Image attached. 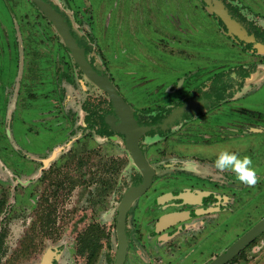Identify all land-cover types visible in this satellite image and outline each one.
Masks as SVG:
<instances>
[{
	"label": "rangeland",
	"instance_id": "rangeland-1",
	"mask_svg": "<svg viewBox=\"0 0 264 264\" xmlns=\"http://www.w3.org/2000/svg\"><path fill=\"white\" fill-rule=\"evenodd\" d=\"M220 1L224 3L225 8L226 5L229 7V4V8L236 6L234 10H237V14H244L256 27L264 30V0ZM90 2L96 20L94 33L102 46L105 59L108 58L110 64H117L120 67L118 71L121 82L117 81L121 83L123 93L128 99L133 97L142 99L144 89L156 91V84L142 83L147 74L173 81L176 76L193 69L190 79L193 84H197L201 80L196 78L202 72H208L207 76L212 75L219 70L217 68L222 67L218 65L221 61H227L230 57L238 58L234 53L235 49L229 46L227 40L217 31L215 23L207 14V9L201 7L203 6L201 1L199 3L197 0H90ZM54 3L59 7L58 14L63 20L65 16L62 11L69 15L72 11L65 9V5L69 3L75 6L73 0H54ZM9 6L11 5L8 0H0V44L4 41L5 35L10 38L14 26L17 31L19 29V25L16 24L20 23L19 16L10 18L7 13ZM23 7L26 16L29 17L30 10ZM37 19L39 22L43 21V26L48 25L42 16L37 15ZM40 26L42 27L41 24ZM48 29L50 31V24ZM42 30L38 36L39 40L46 32L44 27ZM18 39L20 41L21 38ZM2 44L4 50L0 51V96L3 95L4 84L11 85L23 72L21 65L17 67L13 53L6 50L10 43L4 41ZM35 44H31L30 41V48L34 50ZM19 55L20 59L24 60L23 68L25 60L27 63L25 81L16 85L13 92H9L10 87H7L8 94L3 96L5 103L3 112L6 117H3V113L0 115V264H26L31 258L38 259L45 248L57 244H64L66 249L68 244L73 246V249L82 250L81 245L76 243L74 246V243L68 242L72 239L75 233L73 229L76 227H80L81 236L84 234L88 249L91 242L100 246L104 259L111 253L116 243L113 231L116 206L122 193L131 184L137 167L131 160L123 137L109 140L84 135L78 136L72 143L60 145V148L64 146L65 149H58L55 157L43 165V159L51 153V146L60 143L66 137L65 129L69 127L71 121L63 117L60 104L54 103L56 100L54 91L50 90V94L47 93L49 90L45 87L51 85L50 80L44 81V77L37 71V66L31 65V62L35 63L34 59H37V56L22 47ZM111 57L114 61H110ZM254 58L260 60V57ZM247 59H250V56ZM161 62H164L165 66H162ZM105 77L107 78L106 75ZM135 83L138 86L136 91L131 86ZM257 90L253 95L241 99L239 97L233 99L231 96L233 103L230 106L264 110V80ZM96 91L98 90L95 88L94 92ZM162 98L164 97L158 95L154 98L156 101L147 104L156 105L163 100ZM77 99H80V95L76 99L71 98L66 105L72 111H77L75 123L81 120L79 119L81 104L76 101ZM51 109L63 117L61 121L64 130L63 128L50 130V126L55 124L50 123V113H53ZM212 118L215 120L216 114ZM119 127L120 130L124 129L120 124ZM240 136L241 134L233 135L232 141L226 142V145L229 143L234 145L230 153L233 158L243 151L248 156L251 155L246 158L241 155L238 159L239 163L252 160L251 165L245 162L247 167H243V164L233 160L232 167L235 169L232 172L237 171L235 176L231 175L234 180H230L225 187L216 188L219 195H226L220 207L214 212L194 216L192 229L183 231L178 239H173L187 242L189 246L201 239L188 258H196L195 264H205L212 256L221 253L264 215V142H262L264 135L258 136L260 144H257L256 157H253L251 153L253 150H249L250 147L238 143ZM237 147L241 151L237 150ZM57 148L59 147L55 149ZM65 187H76L78 193L71 196L72 198L79 196L75 199L78 208L72 218L80 219L67 228L64 224H56L59 231L50 235L51 225L48 220L52 218V213L57 212V218L63 223L67 224L70 221L63 215L69 195L59 190ZM221 207L225 209L220 210ZM105 213L106 219L103 217ZM101 214V221L98 219L100 223L96 221V217L100 218ZM199 221H203L204 225H199ZM213 225L215 227L210 231ZM168 231H172V228ZM207 234L208 236L203 238ZM164 241L169 243L158 246L156 253L151 256V261L146 258L148 264H164L166 258L175 259L174 256L178 255L177 248L173 247L175 242L170 241V238ZM20 243H23L22 247L19 246ZM95 245L93 248H96ZM227 264H264V233Z\"/></svg>",
	"mask_w": 264,
	"mask_h": 264
},
{
	"label": "flooded vegetation",
	"instance_id": "flooded-vegetation-1",
	"mask_svg": "<svg viewBox=\"0 0 264 264\" xmlns=\"http://www.w3.org/2000/svg\"><path fill=\"white\" fill-rule=\"evenodd\" d=\"M8 1L11 5L9 9L7 8L8 16L12 18L19 16L20 23H16L19 25L18 31L14 26L11 30L10 38L5 35L4 41L8 44L10 43L6 46V50L13 53V59L16 61L17 67L21 65L23 72L22 76L19 79H15L11 85L6 86L4 84L3 95L0 96V115L3 113V117H6L3 112L5 111L3 96L8 94L7 87H10L9 92H13L16 85H20L25 81L27 63L25 60L23 68L24 60L20 59L19 52L21 47L23 49L26 48L32 55L35 54L37 56V59H34L35 63L31 62V65L37 66V71H39L40 76L44 77V81L48 82L50 80L51 82V85H46L45 87L49 90L47 93L50 94V90L54 91L53 93L56 96L54 103L60 104L59 106L61 107L59 108L63 117L67 118L69 122L71 121L69 127L65 129L67 131L66 137L60 143L51 146V153L43 159L42 164L45 165V160L53 159L58 149H65L64 146L60 148V145L72 143L78 136L84 135L103 137L109 140L123 137L131 160L137 167V172L134 173L131 184L122 193L115 209L113 231L116 243L114 249H111V253H108L103 259L100 246L92 242L88 249L84 234L82 233V237L80 227H76L73 229L75 233L71 237L72 239L68 242L70 244L74 243V246L76 243L81 245L83 247L82 250L73 249V246L68 244L66 245L68 249H66L64 244H57L56 246L45 248L38 259L34 260L31 258L26 264L116 263L118 205L125 193L142 183L144 178V172L136 165L128 147L130 138L135 139L137 149L147 169L146 173L151 177V181L147 189L128 206L124 218L126 253L121 264H148L146 258L151 261V256L156 253V248L163 245V243H169L164 241L167 238L175 242L173 247L177 248L178 255L174 256L175 259L166 258L164 264H181L184 262L195 264L196 258H188H190V253L194 250V246L201 239L190 246L187 242L173 239L179 237L183 231L192 229L191 227L195 222L192 221L194 216L210 211L214 212L220 207L219 205L223 203L226 195H219L216 192V188L225 187L230 180H234L231 175L235 176L237 171L236 173L232 172L235 169L232 167V161L237 160V163H239L238 159L241 155H244L245 158L251 156H248L243 151L238 154L239 156L235 157L237 159L233 158L230 153H232L234 145L231 143L226 145V142L232 141L233 135L241 134L238 138V141H240L238 143L250 147L249 150H253V152L251 151L253 157H256L257 144H260L258 136L260 134L264 135V110L252 107L230 106L233 103V99L237 97L241 99L257 92L258 87L264 80V30L258 26L256 27L244 14H237V10H234L236 6L229 8V4V7L226 5L227 8H225L222 1L215 0L224 6L226 10L225 18L228 22L225 20L224 22L214 12H207V14L215 23L217 31L227 40V44L238 50V52L234 50L238 58L230 57L227 61H221L218 65L222 67L217 68L219 70L212 75L207 76L208 72H202L196 78V80H201L197 84H193L190 79L193 75V69L176 76L173 81L169 78L164 79L160 76L155 78L147 74L148 76H145L147 78L143 77V82H141L146 85L156 84V91L144 89L142 99L138 100L134 97L128 99L123 93V88L120 86L121 83L117 81L121 82V76L118 71L120 67L117 64H110L108 58L105 59V55L102 53V46L97 35H95L96 20L90 0H73L74 7L72 4H66L65 9L72 10L71 15L62 11L68 31L70 33L73 32V34L71 33L73 46L76 48V53L83 60L84 67H81L74 59L71 49L58 35L54 24L35 1ZM40 1L47 5L48 8L51 6L57 13L59 12V7L55 5L54 0ZM197 1L199 3L200 1L202 2V8L206 7L203 0ZM23 6L30 10L29 17L26 16ZM10 13L14 14L10 15ZM37 15L46 19L45 22L48 25L43 26V21L39 22ZM49 24L50 31L48 29ZM43 27L46 32L45 34L42 33L44 37L39 40L38 36L41 35L40 31H43ZM18 37L21 38V42ZM30 41L31 44L37 42L34 50L30 48ZM2 43L0 44V51L4 50ZM23 43L25 47H23ZM159 46L161 45L159 44ZM107 55L109 57V54ZM248 56H250V59H247ZM256 56L260 57V60H256L254 58ZM235 60L238 61L234 63ZM240 60L243 61L239 62ZM110 61H114L112 57ZM161 65L165 66V63L161 62ZM105 75L128 105L129 113L135 120V127L130 128L125 124L126 120L123 113L117 111L111 95L103 87L102 81H98L104 78ZM136 84L131 85L135 91L136 87H138ZM95 88L98 91L94 92ZM77 93L80 95V99L76 101L81 104L79 110V119L81 120L78 119L79 121L75 123L76 119L74 120V117L77 111H72L66 105L69 104L71 98L76 99L79 96L76 95ZM158 95L164 97L160 103L156 105L147 104L150 101H156L154 98H157ZM231 96L233 99H230ZM50 97L53 99L52 95ZM237 102H234L235 105ZM53 109H51L53 113H50V123L55 124L50 126V130H62L64 127L61 121L63 117L57 115ZM214 114L217 116L215 120L212 118ZM221 118H225V120ZM119 124L124 127L123 130H120ZM250 141L254 143L252 144ZM262 142H264V139ZM56 147L59 148L55 149ZM132 147L134 146L132 145ZM236 149L241 151L238 147ZM245 162L244 160V162L239 164L247 167L246 163L251 165L252 160ZM240 169L239 167L238 170ZM247 169L250 170V168ZM175 186L180 188L175 189ZM59 190L69 195L67 197L68 201L65 202L63 215L70 221L67 224L63 223L60 218H57V212L52 213V218L48 220L51 225L50 235L59 231V227H56V224H64L67 228L80 219V217L76 218V220L72 218L78 208L75 199L79 196L76 195L73 198L71 196L74 193H78L76 187L59 188ZM187 190L198 194L196 202L189 203L179 197L168 195L169 193L178 195ZM157 191L161 192L155 193ZM221 209L224 210L225 207H221ZM170 212H184L186 215L183 216V219H179L171 225L157 230L156 223L158 219ZM106 216L107 214L105 213L103 217L106 219ZM96 218V221L100 222L102 214L100 218L98 216ZM199 223V225H204L203 221H199ZM214 227L215 225L211 227L210 231ZM171 228L172 231H168ZM208 234L203 238L207 237ZM94 245L96 248H93ZM19 246L22 247L23 243H20ZM173 247L172 249H174ZM170 251L173 252L172 250ZM216 256H212L211 259Z\"/></svg>",
	"mask_w": 264,
	"mask_h": 264
},
{
	"label": "water",
	"instance_id": "water-1",
	"mask_svg": "<svg viewBox=\"0 0 264 264\" xmlns=\"http://www.w3.org/2000/svg\"><path fill=\"white\" fill-rule=\"evenodd\" d=\"M37 3L40 9L44 12V14L50 19V21L54 24L58 35L63 39L64 43L71 49L74 55V59L80 64V66L84 67L83 60L76 53V48L73 46V39L71 36L69 29L67 28V23L65 20L61 18V16L50 6L48 8L47 5H44L40 0H33ZM206 4V9L209 13L214 12L219 15L223 21L225 20V12L224 6L219 1L215 0H203ZM224 21V22H225ZM87 72V70L85 69ZM98 80V79H97ZM102 81L103 87L109 92L111 95L112 101L115 105L117 111H121L125 117L126 124L129 125L130 128L135 127V120L131 117L128 105L124 102L122 97L117 93L115 88L109 82L108 78H102L98 80ZM135 140V139H134ZM133 139L130 138L128 147L131 150L132 157L134 158L136 165L144 172V178L142 183L138 186L128 190L122 200L118 205V214H117V259L115 264H121L124 260L126 253V234L124 229V218L126 212L128 210V206L140 196L149 186L151 177L148 173H146L147 169L144 165V162L140 156V153L137 149V144ZM133 143V144H132ZM134 147H132V145ZM44 162H47L45 160ZM168 195L179 197L182 200L193 203L198 199V194H194L191 191H185L178 195H173L169 193ZM187 213V212H185ZM184 212H170L162 215L157 223V230H161L164 227L171 225L172 223L178 221L179 219H183ZM264 231V217L258 220L255 224H253L247 231H245L242 235H240L230 246H228L225 250L219 253L216 257L211 259L207 264H226L229 260H231L234 256H236L246 245H248L252 240H254L258 235H260Z\"/></svg>",
	"mask_w": 264,
	"mask_h": 264
},
{
	"label": "bare ground",
	"instance_id": "bare-ground-1",
	"mask_svg": "<svg viewBox=\"0 0 264 264\" xmlns=\"http://www.w3.org/2000/svg\"><path fill=\"white\" fill-rule=\"evenodd\" d=\"M125 118V117H124ZM126 124V123H125ZM129 126V125H128ZM136 129V128H135ZM133 131V130H132ZM138 132V131H137ZM136 135V134H135Z\"/></svg>",
	"mask_w": 264,
	"mask_h": 264
},
{
	"label": "trees",
	"instance_id": "trees-1",
	"mask_svg": "<svg viewBox=\"0 0 264 264\" xmlns=\"http://www.w3.org/2000/svg\"><path fill=\"white\" fill-rule=\"evenodd\" d=\"M240 254H241V253H240ZM240 254H239V255H240Z\"/></svg>",
	"mask_w": 264,
	"mask_h": 264
}]
</instances>
